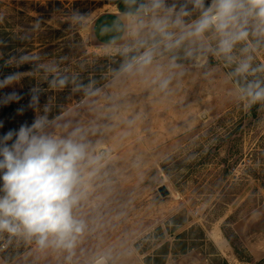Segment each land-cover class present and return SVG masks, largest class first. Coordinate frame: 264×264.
Segmentation results:
<instances>
[{"label":"rangeland","instance_id":"374dc122","mask_svg":"<svg viewBox=\"0 0 264 264\" xmlns=\"http://www.w3.org/2000/svg\"><path fill=\"white\" fill-rule=\"evenodd\" d=\"M126 11L125 0H0V75L25 73L18 91L39 87L48 132L79 129L96 158L81 173L74 212L86 227L73 252L4 232L0 264H160L157 252L165 264H264V109H241L232 68L211 55L181 51L163 91L120 73L111 49L127 41ZM25 54L57 62L66 86L17 65ZM254 56L264 63V49ZM18 107H0V134L31 123Z\"/></svg>","mask_w":264,"mask_h":264},{"label":"clouds","instance_id":"9594fccd","mask_svg":"<svg viewBox=\"0 0 264 264\" xmlns=\"http://www.w3.org/2000/svg\"><path fill=\"white\" fill-rule=\"evenodd\" d=\"M125 4L127 41L117 45L113 40L111 49L123 57L120 73L150 75L151 83L163 91L182 68L177 63L181 51L185 58L197 60L211 55L232 68L229 79L241 109H264V63L254 64V53L264 49V0H125ZM83 20L82 14H73L74 22ZM163 59L166 64L159 63ZM24 63L31 65L34 75L43 74L50 88L68 83L57 62L44 63L39 56L25 54L17 65ZM24 75L19 71L0 75V107L17 104L18 115L33 112L31 123L0 134V233L34 240L40 249L53 247L71 254L86 227L74 212L82 198L84 161L94 164L96 158L79 129L68 136L48 132V117L39 114V87L18 91Z\"/></svg>","mask_w":264,"mask_h":264},{"label":"trees","instance_id":"16d2710c","mask_svg":"<svg viewBox=\"0 0 264 264\" xmlns=\"http://www.w3.org/2000/svg\"><path fill=\"white\" fill-rule=\"evenodd\" d=\"M257 115V112L254 111V109L251 112V116L255 117ZM166 256V252H157L153 257H156V261L159 262L162 261L160 264H165L166 261L164 262L163 260L165 259L164 257ZM158 264V263H157ZM225 264H229L228 261L225 260Z\"/></svg>","mask_w":264,"mask_h":264},{"label":"water","instance_id":"95a60500","mask_svg":"<svg viewBox=\"0 0 264 264\" xmlns=\"http://www.w3.org/2000/svg\"><path fill=\"white\" fill-rule=\"evenodd\" d=\"M158 190L163 197L170 195V190L165 184L160 185Z\"/></svg>","mask_w":264,"mask_h":264},{"label":"built area","instance_id":"2783aa9c","mask_svg":"<svg viewBox=\"0 0 264 264\" xmlns=\"http://www.w3.org/2000/svg\"><path fill=\"white\" fill-rule=\"evenodd\" d=\"M7 248V243L6 241H3L1 244H0V250H4Z\"/></svg>","mask_w":264,"mask_h":264}]
</instances>
